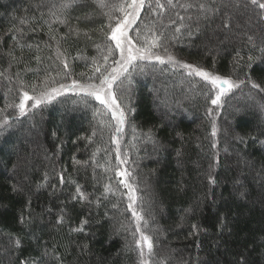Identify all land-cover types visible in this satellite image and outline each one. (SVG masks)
Returning a JSON list of instances; mask_svg holds the SVG:
<instances>
[{
    "label": "trees",
    "instance_id": "obj_1",
    "mask_svg": "<svg viewBox=\"0 0 264 264\" xmlns=\"http://www.w3.org/2000/svg\"><path fill=\"white\" fill-rule=\"evenodd\" d=\"M40 2L0 0V122L9 123L0 128V264L41 259L43 264H139L132 236L121 228L131 216L124 211L126 196L118 192L101 197L113 173L96 167L93 153L100 148L95 160L115 163L116 145L107 129L92 136L97 126L92 108L78 102L72 91L30 109L26 116L6 107L18 103L17 73L38 84L50 73L55 87L83 81L81 74H90L92 59L99 58L97 46L104 43V17L85 19L90 9H84L74 11L68 23H57L47 9L41 17ZM236 3L215 0L219 12L201 21L198 35L176 34L179 38L166 44L178 60L235 80L244 79L245 72L236 67V53L245 58L241 65L251 55L253 78L264 84V54L258 50L264 47V19L249 5L246 11L256 16L258 27L253 30L238 12L243 5ZM231 8L237 11L231 14ZM225 20L230 23L227 29ZM173 30L170 25L166 34L171 36ZM58 48L68 59L67 78L56 75L64 71L56 59ZM156 51L165 55L163 49ZM152 64L133 74L126 103L134 111L128 114L120 146L135 162L131 167L142 189L138 195L155 217L157 258H166L167 264H264V112L248 99L250 85L223 97V106L216 108L206 103L207 89L199 77H188L171 65L156 64L153 69ZM5 77H12L11 83ZM251 91L264 101V94ZM91 104L98 106L96 101ZM210 175L215 184H210ZM77 185L90 194L91 203L73 199ZM121 191L127 190L121 186ZM61 216L63 222H58ZM76 228L83 231H73ZM16 238L21 240L19 248L12 243Z\"/></svg>",
    "mask_w": 264,
    "mask_h": 264
},
{
    "label": "snow or ice",
    "instance_id": "obj_2",
    "mask_svg": "<svg viewBox=\"0 0 264 264\" xmlns=\"http://www.w3.org/2000/svg\"><path fill=\"white\" fill-rule=\"evenodd\" d=\"M241 3L244 8L251 5L258 10L256 14L264 19V2L262 0H238L236 7H240ZM43 9H47L54 18V22L57 23H68V19L74 11H83L84 9H90V11L84 12L85 19H91L95 15L104 17L105 23L100 27L104 36V43L102 46H97L99 58L94 57L92 59L90 74H81L85 77L83 81L73 79L70 85L51 86L56 83V80L50 73L46 74L39 84L26 82L17 73L15 90L18 103L14 101L6 107H14L18 109L20 116H26L30 109L47 105L69 90L78 96V102L91 107L93 118L97 120V126L94 127L92 136H96L98 131L102 134L107 129L111 133V143L116 145L114 150L115 163H112L111 159H106L103 163L96 161V153L102 151L100 148H97L96 152L93 153L92 159L95 166L102 168L105 173H113V176L106 178L109 182L103 184L104 191L101 193V197L108 199L109 193L116 196L118 192L121 198L126 196L124 211L130 212L131 216L128 224H122L121 228L132 236L134 250L139 257V264H167L166 258L160 257L158 259L155 252L154 235L158 229L152 223L155 219L154 215L144 206L143 195H138L142 189L135 169L131 167L135 162L129 159L128 153L124 152L120 146L124 127L129 123L128 114L134 111L126 103L130 98L134 83L133 74L138 71L142 73L145 67L152 64L153 61L155 62L152 64L153 69H155L156 64L171 65L174 68L183 69L188 77H199L204 82L207 89L203 92L206 103L220 108L223 106L222 98L235 89H239L241 85H250L251 90L264 94V84L257 82L252 75L254 57L247 56L246 63L241 65L240 61L245 58L241 57L239 52L236 53V57H234L236 67H244L245 72L244 79L235 80L232 77H224L208 71L201 66L180 61L169 52L166 41L178 39L176 34H186L188 37L198 35L201 31V21L211 20L216 16L219 8L215 6V0H41L38 5V10H41V17L44 15ZM179 10H183L184 14L182 15ZM142 13L144 14L143 18ZM148 17H153V19L148 20ZM170 25L174 26L171 36L166 34V29ZM223 27L225 29L230 27L228 20H225ZM21 31L23 30L21 29ZM73 31L79 35L78 30L70 27V32ZM248 40L251 43L252 37L249 36ZM156 49H163L165 55L159 54ZM258 50L264 54V47ZM35 59L39 61L40 57L37 55ZM56 59L64 70L63 73L57 72L56 75L69 77L71 73L68 59L59 48ZM0 76H4V73L0 72ZM5 79L10 83L12 81V77H5ZM38 87L42 89L39 92H37ZM193 87H196L195 83ZM12 90L11 87L8 89L9 92ZM251 90L248 93V99L255 101L260 110L264 112V101L258 99ZM29 101H31L30 105ZM91 101L98 102V106H93ZM76 102L73 101V103ZM0 111L3 110L0 109ZM207 113L212 116L213 108L209 107ZM6 127H9V123L7 119H4L0 122V128ZM131 127L135 139L137 138L135 136L136 129L134 125ZM217 131L218 128L213 118L211 135L215 137ZM145 135L151 139L150 133ZM212 147H216L215 142ZM106 155L110 157L111 153L106 152ZM75 163L86 162L75 161ZM114 177L120 179L114 180ZM63 180L64 177L61 176V182ZM209 182L215 184L216 180L210 175ZM237 182L239 183V181ZM121 186L127 191H121ZM13 190L16 191L15 187ZM89 195L81 189L80 185H77L73 199L91 203ZM101 197H97V201ZM112 207L118 209L119 201L114 203ZM58 222H63V216ZM21 223H24L23 217ZM82 223H87V221ZM221 226L223 227V224ZM193 228L196 229L197 226L193 225ZM73 231H83V228H76ZM12 243L14 247L19 248L21 240L16 238ZM44 255H48V253L45 252ZM23 264H43V260H29Z\"/></svg>",
    "mask_w": 264,
    "mask_h": 264
},
{
    "label": "rangeland",
    "instance_id": "obj_3",
    "mask_svg": "<svg viewBox=\"0 0 264 264\" xmlns=\"http://www.w3.org/2000/svg\"><path fill=\"white\" fill-rule=\"evenodd\" d=\"M233 1H235V0H233ZM236 2H238V0H236ZM237 4V3H236ZM242 3H241V6L240 7H242ZM243 9V11H239L238 10V12L239 13H241V16H243V14H244V17H245V19L247 20V22H248V24L250 25V27L254 30V29H257L258 27H257V22H256V16H253V14H251V11H246V8H242ZM231 10V14L233 13V11L235 12V11H237L236 9H234L233 10V8H231L230 9ZM236 37V39H239V37L237 36V35H235ZM234 38V39H235ZM72 82V81H71ZM71 82L70 83H67V84H65V85H70L71 84ZM59 87V86H58ZM67 92H71V90H69V91H66L65 93H67ZM31 104V101H29V105Z\"/></svg>",
    "mask_w": 264,
    "mask_h": 264
}]
</instances>
